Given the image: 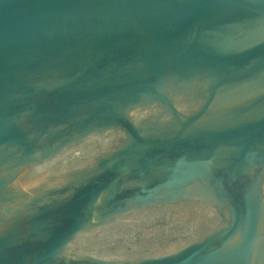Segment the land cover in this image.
Listing matches in <instances>:
<instances>
[{"label": "water", "instance_id": "95a60500", "mask_svg": "<svg viewBox=\"0 0 264 264\" xmlns=\"http://www.w3.org/2000/svg\"><path fill=\"white\" fill-rule=\"evenodd\" d=\"M0 264H264V0H0Z\"/></svg>", "mask_w": 264, "mask_h": 264}]
</instances>
